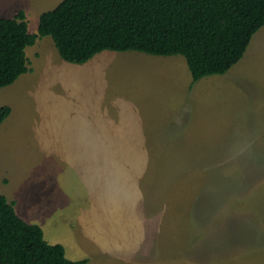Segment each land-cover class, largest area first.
Listing matches in <instances>:
<instances>
[{
    "label": "rangeland",
    "instance_id": "obj_1",
    "mask_svg": "<svg viewBox=\"0 0 264 264\" xmlns=\"http://www.w3.org/2000/svg\"><path fill=\"white\" fill-rule=\"evenodd\" d=\"M60 1L0 0V17L23 9L37 31ZM29 48L27 67L48 73L0 87V193L14 206L40 223L98 212L92 245L125 252L94 262L264 264V25L227 72L194 83L181 55L105 50L71 67L48 35ZM52 227L48 241L68 235Z\"/></svg>",
    "mask_w": 264,
    "mask_h": 264
},
{
    "label": "trees",
    "instance_id": "obj_2",
    "mask_svg": "<svg viewBox=\"0 0 264 264\" xmlns=\"http://www.w3.org/2000/svg\"><path fill=\"white\" fill-rule=\"evenodd\" d=\"M264 25V0H61L40 13L30 33L24 10L0 17V87L27 72L25 48L50 36L59 56L82 64L105 50L181 55L192 83L222 75ZM0 105V123L9 115ZM49 243L37 223L19 217L0 193V264H85Z\"/></svg>",
    "mask_w": 264,
    "mask_h": 264
},
{
    "label": "crops",
    "instance_id": "obj_3",
    "mask_svg": "<svg viewBox=\"0 0 264 264\" xmlns=\"http://www.w3.org/2000/svg\"><path fill=\"white\" fill-rule=\"evenodd\" d=\"M25 15H27L26 12H25ZM35 26H36V21L34 22V27ZM34 27H33L32 31H30V27L27 26V28H28V30H29L30 33H35L36 32ZM32 45H29V46L32 47ZM29 46H27L25 48V54H26L27 51H29V53H31L32 55L35 56L38 53V49H36V48H29ZM148 55H150V54H148ZM148 55H144V57H147V58H150L151 59V56H148ZM166 59L167 60H164V61H167L170 64L171 62L168 61V58H166ZM40 61L41 62H40L39 67H37L35 70L29 69L27 67L28 68L27 69V72H25L24 74L20 75L13 82L14 83L13 86L18 85V82L23 77H28V78L34 79L38 75H42L43 76L44 74H47L48 73V69L46 67V64H47L46 60H40ZM67 64H69V66H71V67H74L73 66L74 63H71V64L70 63H67ZM65 65L66 64H60L57 68H52V71L53 72H57V74L62 73L63 76H64V73H65L64 70L66 68ZM45 79H46V76L42 77L40 80L41 81H44ZM191 82H192V80H191ZM78 121L79 122H81V121L84 122V125L87 124V122L85 120V117L83 119L82 116H79ZM94 127H96L95 128L94 135H97V136H98V134L105 135L104 133L107 134L109 132V130H104L103 129V128H106L104 124L100 127V125H98V124H96V122H94ZM98 127L101 129V131L97 130ZM112 131H113V128L111 129V132L110 133H112ZM89 149L91 150L92 148H89ZM59 191L60 192H63V193H66L63 188L62 189H59ZM63 193H60V197H61L62 201L64 200V202H65L66 197L63 196ZM70 196L71 195H69L67 197H70ZM13 200L16 202L15 199H13ZM8 201H10V202L13 203V207L15 209V212H16V214L19 217H21L22 219H24L27 222L37 223L38 225H40V227L43 230V235H44V238L45 239H46V236L49 234V231H50V230H47V227L48 226H56L54 228L52 227V229L55 232L57 231V233L58 232H64L65 233L66 231H68V235L66 237H64L65 239L64 238H61L59 236L60 239L57 238V237H55L54 239H52V237H51L52 241H48L47 239L46 240L49 243L50 242L51 243H55L56 240H57L56 243H61L64 246L65 256L68 259H70V260H78V259L86 258L87 259V262L85 264H108V260L104 261L105 258H101V260H96V262H94V259L97 258V255H101V254L103 256H106V254H108V256H114V254H116V252H119L120 254H122V253L125 252V248L121 244H114V245L110 244L109 248H106V245H105V242L106 241H103V243L99 247H98L97 243L94 244V245H92L93 243L97 242L96 239L100 237L99 234H98L100 231H97V227L100 226V221H101L102 217H101V215H98V212H97V217L96 216H93V214L90 213V212H82L81 213V217H80V215H79V217H78V215L76 216L78 222L62 223L61 220H60V218H55L54 219V217L57 214L59 216L60 215L66 216L67 214H63V212H61V211H58V212H49V211H47L46 214L44 215V219H43L42 223H40L39 221H36L33 218L31 219L29 217V214L28 213L25 214L22 211L21 206H18V204H15V206H14V201H11V200H8ZM94 201L97 204V201L96 200H94ZM95 202H91V203L95 204ZM66 204L68 206H70L69 205L70 203H66ZM47 217H49L48 218L50 220L49 223H46V221H45V219ZM68 226H71L70 229L69 228H65V227H68ZM76 242H80L81 244H78V246H77ZM66 244H69L70 245V248L69 249H67ZM90 245H92V246H90ZM88 246H90V247H88ZM106 250H108V251L113 250V251L106 253L105 252ZM115 256L119 257V259H122L119 262V264H138L137 262L140 261L139 258H134V256L130 257V255H126V256L115 255ZM144 264H148V263L145 262Z\"/></svg>",
    "mask_w": 264,
    "mask_h": 264
}]
</instances>
